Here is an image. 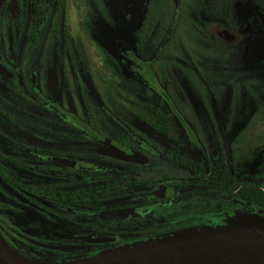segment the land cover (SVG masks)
Masks as SVG:
<instances>
[{"label": "flooded vegetation", "instance_id": "1", "mask_svg": "<svg viewBox=\"0 0 264 264\" xmlns=\"http://www.w3.org/2000/svg\"><path fill=\"white\" fill-rule=\"evenodd\" d=\"M163 6L133 21L104 0L1 10L0 235L20 257L86 259L264 216V122L242 95L196 104L233 80L241 34L211 22L205 59L179 58Z\"/></svg>", "mask_w": 264, "mask_h": 264}, {"label": "water", "instance_id": "2", "mask_svg": "<svg viewBox=\"0 0 264 264\" xmlns=\"http://www.w3.org/2000/svg\"><path fill=\"white\" fill-rule=\"evenodd\" d=\"M8 0H0V12ZM0 264H34L17 255L0 235ZM55 264H264V216L237 215L225 227L126 245Z\"/></svg>", "mask_w": 264, "mask_h": 264}, {"label": "trees", "instance_id": "3", "mask_svg": "<svg viewBox=\"0 0 264 264\" xmlns=\"http://www.w3.org/2000/svg\"><path fill=\"white\" fill-rule=\"evenodd\" d=\"M162 2L164 5L162 13L157 16L161 19V36L164 42L180 45L177 49L179 58H187L190 51H193L195 55L206 57L207 50L204 47L208 42L206 28L211 22H217L239 32L244 42L254 40L257 37L258 28H264V0H162ZM241 11L246 14V17L241 16ZM152 19L158 20L156 17ZM152 25L155 26L154 21ZM233 51L229 50V52ZM218 52L221 53V51ZM242 53L244 56L241 55L239 58L245 59L247 50ZM220 58L227 61L229 58L235 60V56L230 57L224 54L220 55ZM261 64L264 65L262 62ZM234 65H236L235 62L232 64L227 62L228 75L230 67ZM232 73L234 80L239 74ZM242 79L244 84H247L245 76ZM244 97L246 104L244 106L258 104L259 108H264V80H258L252 90L244 91ZM262 198L264 196L260 193L259 203L264 205Z\"/></svg>", "mask_w": 264, "mask_h": 264}, {"label": "rangeland", "instance_id": "4", "mask_svg": "<svg viewBox=\"0 0 264 264\" xmlns=\"http://www.w3.org/2000/svg\"><path fill=\"white\" fill-rule=\"evenodd\" d=\"M106 4L111 6L114 10H118L119 7H122L125 5L126 10L129 13L128 18L133 21L136 16L141 15L144 13L146 9V4L148 0H104ZM241 16L246 17V14H244L241 11ZM116 18V16H114ZM257 27H259L257 25ZM255 31V30H254ZM257 37L254 40H248L247 42L241 41V55L244 56V53L242 51L248 52L247 57L241 58L240 62L237 63L236 65L230 67V74L228 75V78L233 77L232 72H237V75H241V79H236L231 80L226 83L225 88H222L221 91L218 89L217 91H220L221 93L218 94L216 93V89L214 87L208 89L210 95H208V98L210 100V104L206 105L204 104V100L201 102H196L197 105L200 106H206V107H227L229 100L236 99L240 95L243 97V106L245 104V97H244V91H249L252 90L254 87V84L258 82V80H264V65L261 64L264 63V28H258L256 31ZM194 59L196 60H204L205 57L203 55L198 56L194 54ZM261 64V65H260ZM232 71V72H231ZM138 75L140 78L149 86L153 87L155 85L154 78L147 71V66L144 64H141L139 66V70L137 71ZM243 76L247 79V84H244L243 81ZM240 78V77H239ZM151 89V88H149ZM159 93L163 91V89L160 87L157 89ZM214 102V104H213ZM248 107V106H246ZM250 107L254 108L258 122H264V108H259L258 104H255L254 106ZM246 117L247 115H243ZM30 262L34 264H55V263H48V262H43L41 260H38L34 258L33 256L30 257V259H27Z\"/></svg>", "mask_w": 264, "mask_h": 264}]
</instances>
